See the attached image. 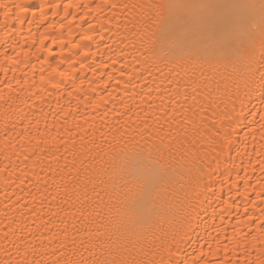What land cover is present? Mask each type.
Returning a JSON list of instances; mask_svg holds the SVG:
<instances>
[{
    "label": "bare ground",
    "instance_id": "bare-ground-1",
    "mask_svg": "<svg viewBox=\"0 0 264 264\" xmlns=\"http://www.w3.org/2000/svg\"><path fill=\"white\" fill-rule=\"evenodd\" d=\"M112 2L150 5L165 0H0L9 7L24 3L30 9L28 13H18L13 7L17 16L10 13L7 20L4 10L0 9V264L39 258L38 234L47 237L62 231L60 218L51 215L59 203L51 200L54 192L51 177L57 175L55 157L72 159L69 153L63 152V141L68 140L71 147L75 140L76 148L80 149L82 132L77 124L82 128L94 125L97 144L100 132L114 144L110 129L113 125L119 127L117 121L123 123L118 115L126 110L123 105L139 111L141 119L151 105L149 125L154 123L153 112L161 116L163 106L169 111L174 106L167 91H149L157 86L172 87L167 77L159 73L148 77L149 83L134 79L138 87L125 88L129 74L137 77L147 67L131 47L133 43L137 49L140 47L138 37L123 27L141 10L139 7L112 9ZM117 22L120 28L116 27ZM85 34L92 39L84 40ZM255 54L257 62L247 87L241 79L244 66L239 60H218L212 68L206 66L205 75L219 82V96L224 102L215 109V117L212 108L203 117L205 122L208 118L227 117L225 123L231 122V127L226 130L233 133L234 142L227 151H222L218 145L210 144L205 134L196 145L198 158L186 154L184 159L161 160V164L182 169L179 179L184 184L195 183L199 174L195 210L185 220L180 187L178 184L171 187L168 196L156 200L151 225L137 227L142 239L132 256L125 255V259H134L136 264H264V87H261L264 55L258 42ZM233 64L240 71L234 72ZM121 65L127 67L122 69ZM120 71L125 72L123 77ZM109 74L112 80L108 79ZM153 80L155 84L151 83ZM53 84L58 87H52ZM234 85L239 86L240 100L232 95ZM228 96L236 101L233 105L236 113L242 109L243 116L232 112ZM213 97H217L216 92ZM201 103L207 107V101L201 100ZM90 139L91 135L85 136L86 147L81 151L86 152L91 146ZM53 145H59L61 151L56 152ZM124 146L122 141L116 148ZM64 163L61 159L59 166L64 167ZM116 164L115 179L119 181L120 162ZM44 179L49 182L47 193L42 186ZM101 197L108 199L103 193ZM115 213L114 209V217ZM42 218H53L56 227L52 233L44 231ZM14 245L19 246V251ZM31 245L37 251L25 257ZM43 245L48 248L47 259L51 256V246L47 239H43ZM68 254L70 259H79V251L73 256L69 247Z\"/></svg>",
    "mask_w": 264,
    "mask_h": 264
},
{
    "label": "snow or ice",
    "instance_id": "snow-or-ice-1",
    "mask_svg": "<svg viewBox=\"0 0 264 264\" xmlns=\"http://www.w3.org/2000/svg\"><path fill=\"white\" fill-rule=\"evenodd\" d=\"M13 7L18 13L30 11L24 3H15L12 7L0 3L6 20L10 13L17 16V12L12 11ZM110 7L112 9L139 7L141 10L137 17H133L123 27L125 31H130L138 37L140 47L137 49L136 43L131 47L143 58L142 62L147 67L137 77L129 74L125 88L138 87L133 82L134 79H142L149 83L148 77L154 72L159 73L161 77H167L172 87L162 89L157 86L155 89L150 88L149 91H167L174 106L170 111L163 106L161 116L153 112L154 123L149 125L148 113L152 111L151 105L145 110L143 119L139 111H133L131 105H123L126 110L118 113L123 123L117 121L119 127L113 125L110 129L114 144L107 141L103 132H100V143L97 144L94 125L89 124L87 128H82L77 124L76 127L81 128L82 132L79 138L80 149L76 148L75 140L72 141L71 147L68 140L63 141V152L69 153L72 159L69 160L68 156L55 157L57 175L51 177V187L54 189L51 200L59 201L56 211L51 215L60 218L62 231L47 237H44L43 233L38 234V238L41 239L39 258H34L30 262L27 259L16 262L9 260L6 264H136L134 259L129 261L124 256H132L136 245L142 239L137 227L151 225L156 200L168 196L170 188L178 184L184 197L182 207L184 219L187 220L194 212L199 196V174L195 183L184 184L179 179L182 169H173L167 164H161V160L166 157L184 159L186 154L198 158L199 149L196 145L200 139L205 138V134L208 142L218 145L222 151H227L234 142L233 133L226 130L231 127V122L225 123L227 117L208 118L207 122L203 117L208 108L213 109L212 115L215 117V109L224 102V98L219 96V82L214 77L206 76L205 68L206 66L212 68L218 60H239L244 66L241 79L247 87L257 62L255 54L257 42L264 55V0H165L163 3L150 5H120L112 2ZM91 27L93 26L90 25ZM116 27H121L119 22ZM82 38L92 39L87 34ZM245 52L246 55L243 54ZM84 55L88 53L85 52ZM121 55H124L123 52ZM139 62L138 59L137 63ZM126 67L127 65H121L122 69ZM233 71L238 72L240 69L233 64ZM135 72L136 69H133V73ZM59 75L64 76L65 73ZM124 75L125 72L120 71V76ZM108 79L112 80L113 77L109 74ZM261 81L264 82V73H261ZM119 83L117 80V84ZM151 83L155 84L156 81L153 80ZM160 83H164L163 79ZM52 87L58 85L53 84ZM224 87L227 89L228 85L225 84ZM233 87L235 90L232 95L236 100H240L239 86ZM261 87H264V83ZM213 92L217 93V97H213ZM227 98L228 106L236 113V108L233 107L236 101L232 96ZM201 100L208 102L207 107ZM179 101H183L184 104H179ZM236 114L244 115L242 109ZM197 116L200 118L197 119ZM173 125H176L175 129ZM88 135H91L89 140L91 146L84 152L81 150L86 147L83 142ZM124 137L127 139L124 140ZM122 141L125 146L117 149L116 145ZM53 148L56 152L61 151L59 145H53ZM61 159L65 162L64 167L59 166ZM116 161L120 162L119 181L115 179ZM77 163L80 167H77ZM191 172L192 169L189 168L188 173ZM20 183L23 184L24 180L21 179ZM42 186L47 193L49 188L47 179L43 180ZM101 193L108 197L107 201L101 197ZM29 211L34 212L33 209ZM42 226L45 232L52 233L56 224L53 218H42ZM7 235L6 232L5 236ZM43 239H47L51 246V256L47 259L45 253L48 248L43 245ZM143 239L146 241V237ZM14 247L19 251V246ZM69 247L73 256L79 251V259L69 258ZM36 251V246L31 245L26 249L24 256L27 257L29 252L35 254Z\"/></svg>",
    "mask_w": 264,
    "mask_h": 264
}]
</instances>
